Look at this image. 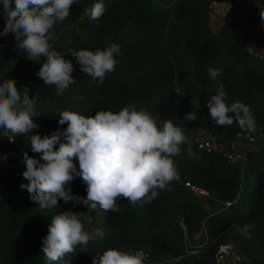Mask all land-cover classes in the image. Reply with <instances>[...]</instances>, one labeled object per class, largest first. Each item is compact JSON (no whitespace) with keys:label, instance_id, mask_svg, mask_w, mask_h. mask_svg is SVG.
Masks as SVG:
<instances>
[{"label":"trees","instance_id":"trees-1","mask_svg":"<svg viewBox=\"0 0 264 264\" xmlns=\"http://www.w3.org/2000/svg\"><path fill=\"white\" fill-rule=\"evenodd\" d=\"M95 2L75 0L65 21L54 25L50 41L53 50L72 61L75 83L59 95L55 85L46 84L35 95L31 93L35 100L32 119L38 127L19 146L10 145L0 131V264H60L46 261L40 252L51 218L66 210L85 212L81 204L62 199L59 207L41 210L27 189L20 187L27 183L22 176L23 154L40 160V154L31 150L30 136L66 128L59 124L63 110L89 116L135 105L161 120H172L187 138L197 132L200 139L212 138L225 147L237 132L248 131L235 121L223 127L211 117L207 100L223 84L229 104L239 100L250 106L256 120V130L250 134L264 140V59L247 51L245 41L250 35L233 22L216 19L210 0H103L106 11L92 20L85 8ZM4 27L0 2V33ZM113 41L121 46L115 70L102 83L83 74L70 51L103 50ZM17 50L14 33L0 35V82L4 81L2 72L18 64ZM41 66L21 57L24 85L39 79L36 73ZM209 68L219 69L221 75L211 79ZM194 106L197 119L183 121ZM241 145L238 148L245 151L246 159L230 165L218 149L221 146L207 151L192 144L195 156L189 157L186 143L183 154L174 158L180 179L171 183V190H159L150 203L118 199V212L100 208L104 239L78 245L64 259L92 264L97 252L114 247L144 249L149 254L145 264L164 258H174L175 264H223L218 259L219 247L250 225L245 243L262 261L239 257L233 264H264V151ZM77 162L74 159L76 166ZM192 185L208 196H192ZM66 187L87 194L80 176H74Z\"/></svg>","mask_w":264,"mask_h":264},{"label":"clouds","instance_id":"clouds-1","mask_svg":"<svg viewBox=\"0 0 264 264\" xmlns=\"http://www.w3.org/2000/svg\"><path fill=\"white\" fill-rule=\"evenodd\" d=\"M3 5L5 27L0 35L14 33L17 47L28 59L40 62L45 59L36 75L46 85H55L57 94H63L75 83L74 65L53 50L54 25L65 21L75 0H0ZM106 11L103 0H96L85 12L92 20H98ZM259 16L264 22V8ZM121 46L111 42L103 50L70 51L80 65L83 74L97 78L102 83L106 74L115 70V56ZM209 77L215 80L219 69L209 68ZM35 100L27 93L21 94L14 80L0 82V130L9 140L16 135L31 133L38 127L32 116ZM210 115L223 127L237 122L248 131L256 130V120L249 105L236 100L229 104L223 84L216 94L207 100ZM232 115H229V114ZM197 119L196 106L185 113L183 121ZM59 124L63 130L51 134H32L31 150L40 154V160L23 154L26 165L22 173L27 183L29 198L41 210L59 207V200L86 206L87 212L61 211L51 218L47 235L40 252L49 262L72 264L64 257L73 253L76 246L103 240L105 233L96 227L88 214L97 209L120 211L116 201L126 199L132 204L150 203L159 190H171L173 181L180 174L175 157L183 154L182 146L188 141L182 127L170 119L161 120L135 105L123 107L118 112L99 110L85 116L75 111L63 110ZM10 134V135H9ZM58 145V147H57ZM187 155L194 157L191 146ZM74 159L78 160L77 168ZM42 161V162H41ZM74 176H80L87 185L86 197L73 193L66 187ZM87 225V228H86ZM250 225L245 226L247 230ZM148 257L142 251L123 250L114 247L97 252L92 264H145Z\"/></svg>","mask_w":264,"mask_h":264},{"label":"rangeland","instance_id":"rangeland-1","mask_svg":"<svg viewBox=\"0 0 264 264\" xmlns=\"http://www.w3.org/2000/svg\"><path fill=\"white\" fill-rule=\"evenodd\" d=\"M232 4H234L235 7H237V6L240 7V9L238 10L239 15H237L238 20H239L240 16L241 17L242 16H244V17L248 16L250 18V20L252 21L253 27H257V25H260V24L263 27L262 23H264V22L261 21L260 16H259V12H260V8H264V0H219L216 4L211 3V5H213V7L215 9L219 8V7L220 8H226L227 5H232ZM246 6L248 8H245ZM243 9H245V10L242 11ZM71 39L76 41L78 39V37L76 35H71ZM22 56L27 57L26 54H22L19 50H17L16 51V57L18 59V64L14 65L12 68L6 69L5 71L2 72V79L4 81L6 79L14 80L15 83L18 84V87L21 84L22 85L25 84L23 79H22L21 69L19 67V61H20ZM44 59H45L44 57H41L40 62H38V63H40L42 65V62ZM43 84H44L43 80H41L39 78L38 80L32 82L31 84L24 85L22 88H25L26 92L30 96L31 93L33 95H35L37 93L38 89L40 88V86H42ZM0 131L3 132V130H0ZM196 133L197 132H190L189 133L188 141L190 142V145L188 143V146H191L193 144L194 139L196 137H198V135ZM26 135L27 134L16 135L14 140H13V144L15 143V146H19L20 141L23 140ZM229 139L230 140L226 141V144L228 146L231 147L233 143L236 144L234 138H229ZM240 142H243V146L248 145L250 147H256V148L260 149L261 151H264V140L262 141L261 139H258L255 142H253L252 144L245 143L243 140ZM6 144H7V142L4 143L5 146H6ZM77 166L79 167L78 162H77ZM192 191H193L192 196L196 195L199 198H202L203 196H208L207 191H205V190L204 191H196L193 189ZM78 195H80L82 197H86L87 194L80 192V193H78ZM82 206L84 208V211L87 212L86 206H84V205H82ZM88 214H90L93 217L94 225L96 227L102 228L101 224H102L103 213L101 212L99 205L97 206L96 210H94ZM202 226L205 229L204 221H202ZM86 227H87V225H86ZM240 229L237 228V231L238 230L241 231L239 234L232 236V238L229 240V243L226 245H223V247H221L218 250V252H221V255H218V258L222 259L223 264H233L239 257L243 258L246 261H248V260L255 261V262L262 261L261 258L255 254L254 250L249 245H247L245 243V242H248V239H246V237L249 236L248 230H245L244 228H240ZM261 231H264V228L261 229ZM198 235H199V233L197 232L195 234V236H198ZM216 253H217V250H216ZM174 261H175L174 258H164L160 261H155L154 264H175Z\"/></svg>","mask_w":264,"mask_h":264},{"label":"built area","instance_id":"built-area-1","mask_svg":"<svg viewBox=\"0 0 264 264\" xmlns=\"http://www.w3.org/2000/svg\"><path fill=\"white\" fill-rule=\"evenodd\" d=\"M210 1L212 4H216L219 0H210ZM245 45H246L247 51L250 54H252L256 57H259L261 59H264V39L258 38L255 36H250L246 39ZM22 87H23V85L20 88L21 94L27 93L26 89L22 88ZM235 137L237 139H245L246 143H248V144H252L253 142H255L257 140V137L250 134V132H240L239 131L235 134ZM9 144L10 145L13 144V140H9ZM193 144H195V146L197 148L206 149L207 151L216 149L217 146H219V147L221 146V148H218V149L222 151L223 155L227 158V161H228V163H230V165H235L237 162L244 160L247 157L245 151H243L239 148H235V147L231 148L228 145H224L225 147H222V145H220V142H216L214 139L208 138V137L203 138V139L196 137L193 141ZM191 187L196 191H204L203 189L195 187L193 185ZM221 247H223V245H221L219 247V249ZM134 251H142L149 258L148 252L142 248H136ZM218 253H219L218 255H221V252H218Z\"/></svg>","mask_w":264,"mask_h":264},{"label":"crops","instance_id":"crops-1","mask_svg":"<svg viewBox=\"0 0 264 264\" xmlns=\"http://www.w3.org/2000/svg\"><path fill=\"white\" fill-rule=\"evenodd\" d=\"M237 7H235L234 4H232V5H227L226 8H220V7L216 8L215 11L218 16L216 17V15H213V17H216L217 20L226 19L230 22H233L248 35L264 39V23H262L263 27L261 24L257 25V27H253L252 21L250 20L248 16H245V17L240 16L238 20L237 15H239L238 10L240 9V7L238 8ZM245 8H248V7L246 6ZM244 10L245 9H243L242 11ZM234 139H235L236 144L233 143L231 147H235V148L241 147L242 146L241 144H243V142H240V141L242 140L237 139V138H234ZM225 145H227L226 142H225Z\"/></svg>","mask_w":264,"mask_h":264}]
</instances>
